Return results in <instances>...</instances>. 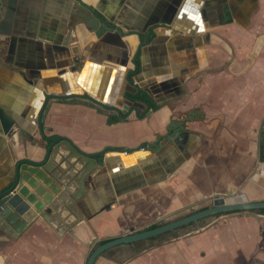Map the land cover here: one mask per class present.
Returning <instances> with one entry per match:
<instances>
[{
  "label": "crops",
  "instance_id": "obj_1",
  "mask_svg": "<svg viewBox=\"0 0 264 264\" xmlns=\"http://www.w3.org/2000/svg\"><path fill=\"white\" fill-rule=\"evenodd\" d=\"M81 3L100 17L96 28ZM0 4V108L16 120L12 138L0 122V187L17 159L46 152L32 135L46 93L59 96L44 111L46 134L103 160L85 186L69 175L80 162L60 163L61 147L53 164L63 216L17 235L0 223V264H86L102 240L207 207L215 194L264 200V0ZM138 90L150 108L128 99ZM255 212L216 215L190 236L120 244L95 264H264V213Z\"/></svg>",
  "mask_w": 264,
  "mask_h": 264
},
{
  "label": "water",
  "instance_id": "obj_2",
  "mask_svg": "<svg viewBox=\"0 0 264 264\" xmlns=\"http://www.w3.org/2000/svg\"><path fill=\"white\" fill-rule=\"evenodd\" d=\"M1 4L4 5L3 1ZM1 8L2 6H0V9ZM80 9L87 13V16L83 15L84 22L91 28H96L97 23L101 21V19L95 13L93 8L81 3ZM104 23L108 27L121 29L116 24L111 26L109 22ZM79 51V47H74L72 49L74 54ZM85 55H87V53H85ZM75 68L76 66H73V69ZM139 90L138 92L133 93L134 95L128 99L131 101H143L150 108L149 102L146 98L138 97ZM147 92L149 91L147 90ZM74 95L87 98L103 108L116 110L121 117H124L123 110L118 109L114 105H105L87 93ZM58 97L59 96L54 92L45 94V100L39 109V115L37 117L38 125L32 132L33 136H36L39 133L48 142L45 154L42 155L41 158L36 159L26 156L17 159L14 165L10 167L8 174L3 178V184L2 187H0V223L5 229L15 235L20 233L25 227L30 226L39 217L49 223H53L54 218L63 216L62 208L58 201L60 198L64 197V183L61 180L63 172L59 173L56 166L53 164L55 163L57 153L60 151L61 147L67 151V155L62 156L60 163L65 161L71 163L72 159H75V162L73 163L80 162L82 165L78 170L79 173L73 175L69 173V175L72 179L79 181V183L84 184L85 186V181L90 179L93 172L97 168L100 169L103 166V160H98L95 156L96 154H89L81 151L71 140L63 138L58 134H46L43 126V114L49 100ZM0 122L3 124L4 134L9 138H12L16 132L15 129H12L11 127L16 120L13 119V117L4 114L1 108ZM183 130L184 129L182 128L181 131ZM171 132L174 133L175 130L172 129ZM123 151L127 153L129 150L124 149ZM76 196V199L78 200L79 196ZM212 202L213 203L206 208L196 210L189 215L166 222L157 227L137 232H127L103 243L96 244L88 257L86 264H95L97 258L102 253L109 248L120 244H127L141 239L151 238L170 231H176L185 226H190L191 230L182 236H190L206 229L207 225H202V223L207 217L216 216L218 214L222 215L226 212L256 211L264 208V200H250L246 194L237 191L235 192L234 190H229L227 194L213 195ZM256 212L255 214H259ZM261 214L262 213L259 215ZM97 241L98 239L95 242Z\"/></svg>",
  "mask_w": 264,
  "mask_h": 264
},
{
  "label": "rangeland",
  "instance_id": "obj_3",
  "mask_svg": "<svg viewBox=\"0 0 264 264\" xmlns=\"http://www.w3.org/2000/svg\"><path fill=\"white\" fill-rule=\"evenodd\" d=\"M213 202H212V200L210 201V203L208 204V205H211ZM203 206L201 205V206H199V207H188V208H184V209H182V210H180V211H177V212H173V213H169L166 217H167V219L166 220H163V218H161V219H159L158 221L159 222H155V223H162V222H166V221H169V220H172V219H174V218H177V217H179V216H183V215H186V214H189V213H191V212H194V211H196V210H199L200 208H202ZM166 217H164V218H166ZM212 217H214V216H210V217H207V218H205L206 220H204L205 222L206 221H208L209 219H211ZM189 227L190 226H186V227H183V228H180V229H178V230H176V234L177 235H179V234H184V233H186L188 230H189ZM169 233H164V235H162V238H168L169 237ZM173 249H175V248H173ZM175 251H176V249H175ZM170 252H174V251H170ZM203 252V251H202ZM204 262H201V264H203ZM174 264V263H173Z\"/></svg>",
  "mask_w": 264,
  "mask_h": 264
},
{
  "label": "trees",
  "instance_id": "obj_4",
  "mask_svg": "<svg viewBox=\"0 0 264 264\" xmlns=\"http://www.w3.org/2000/svg\"><path fill=\"white\" fill-rule=\"evenodd\" d=\"M149 101H150L151 103H153L151 99H149ZM153 107L156 108V107H158V106H157L156 104H154ZM43 139H44V138H43ZM203 208H206V207H203ZM203 208H201V209H203ZM256 211H259L260 213H264V208H262V209H260V210H256ZM191 213H192V212H191ZM226 213H229V212H226ZM189 214H190V213H189ZM189 214H186V215H189ZM186 215L179 216V217L174 218V219H172V220H175V219H178V218L184 217V216H186ZM218 215H220V214H218ZM172 220H169V221H172ZM169 221H166V222H169ZM166 222H162V223H153V224H151V225L145 227L144 229H151V228L157 227V226H159V225H161V224H164V223H166ZM158 236H159V235H158ZM105 241H107V239L102 240L101 243H103V242H105Z\"/></svg>",
  "mask_w": 264,
  "mask_h": 264
},
{
  "label": "built area",
  "instance_id": "obj_5",
  "mask_svg": "<svg viewBox=\"0 0 264 264\" xmlns=\"http://www.w3.org/2000/svg\"><path fill=\"white\" fill-rule=\"evenodd\" d=\"M77 59H78V57H77ZM70 94H71V92H70V91H68V92H67V95H70Z\"/></svg>",
  "mask_w": 264,
  "mask_h": 264
}]
</instances>
